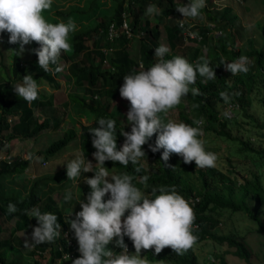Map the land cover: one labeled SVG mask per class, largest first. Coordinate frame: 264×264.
<instances>
[{"label":"trees","instance_id":"trees-1","mask_svg":"<svg viewBox=\"0 0 264 264\" xmlns=\"http://www.w3.org/2000/svg\"><path fill=\"white\" fill-rule=\"evenodd\" d=\"M89 1L92 9L96 10L95 8H98L97 0ZM119 1L116 0V6L110 14L105 13L100 20H96L92 25H87L88 27L72 33L69 39L71 51L62 53L63 57L68 56L69 58L67 69L73 76L74 82L82 85L85 95H89V97L72 95L71 98L85 110L90 119L88 122H80L63 129L61 136L53 139L40 150L43 156L54 157L72 140L78 141L80 151L84 157L92 155L96 149L92 145L93 136L90 131L92 128L99 126L95 122L99 118L116 120L117 150L122 148L125 137L121 135V132L122 130L131 131L132 125L121 123L118 116L112 112V103L118 92L116 86H122L124 75L147 70L158 61L159 58L154 56V51L159 46L162 33L160 22H164L165 36L170 48V52L166 54L164 59H172L177 55L183 56L189 63L203 62V59H207L216 71L217 78L215 80L204 79L202 81V77L198 76L196 84L192 86L198 87L203 95L192 96L190 92L186 96L192 108L197 112L198 118L203 120L202 125L199 127H202L205 131H214L216 134L229 139L239 140L243 146L261 155L264 152V146L258 145V147L252 148L247 144L249 139H243L241 136L233 135L230 132L229 120L220 113L217 102L222 101L219 97L221 91L238 93L232 96L231 100H236L243 113L254 119V115L248 112V108L251 104L250 93L256 88L259 90L258 99L264 107V26H260L263 34L261 45L256 47L253 45L252 39H249V48L242 51L235 34L231 30L232 21L236 16L235 13H231V6L224 5L221 10H212L206 5L201 10L205 19L215 21L218 26L227 28V31L224 28L225 31L217 36L215 41L208 43V36L210 35L207 32L208 29L200 25L198 30L202 34V40L194 46H189V50L186 51L180 49L184 46L182 29L178 26L179 23L172 18L180 15L176 7L184 5L181 0H125L127 2L126 6L120 5V3L117 4ZM150 4L156 5L160 10L158 20H153L144 15L145 9ZM117 8L122 9L124 14L128 16L130 29L134 33L132 37L123 34L114 39L106 37V28L110 21L116 23L121 21L122 15L119 12L115 13ZM55 12L63 14L60 9H56ZM135 33H139V35H135ZM90 35L94 38L92 45H89L86 40ZM131 39L136 40L134 51L130 49L129 42ZM203 44L208 45L205 52L202 51ZM39 47L40 44L37 43L34 49ZM241 55L247 56L252 61L250 71L246 74L240 73L234 76L225 69V65L221 61L231 62ZM8 64L5 74L0 66V153L10 151L8 144L12 138H27L47 128L50 119L53 121L55 118L53 126L58 127L59 125L54 113L51 116L46 115L42 119H39L35 113V108L46 109L52 103L50 96L52 92H50V89L47 91L45 84L51 85V88L59 87L60 82L56 79L57 72L52 74L41 69L36 54L33 58L22 63L20 56L14 52L12 60ZM58 64L59 61L57 65H50V67L55 69ZM28 74L32 75L40 86L38 98L30 105L13 90V83L22 82L23 76ZM104 77L112 79V84H104ZM178 106L180 118L178 122L197 127L194 123L196 119L185 113L183 103L181 102ZM259 127L264 128V114ZM157 136L158 133L154 134L148 143L143 146L146 155L138 165L130 163L127 167H124L118 162L106 161L103 166L107 167L108 170L114 167V174L127 172L133 175L135 177L133 183L152 199L155 198L151 194L153 187H175L176 191L187 199L194 209L196 216L194 235L198 237L197 242L207 238L221 244L226 242L234 248V254L250 263L251 250L245 243L243 236L217 233L214 230L219 219L213 216V211L219 208H229L233 211L243 210L256 222V230L264 233L262 216L264 215V185L261 173L250 171L247 174H238V171L233 169L224 172L217 166L214 168H196L195 162L185 164L183 158L176 154L170 156L167 166L161 160L163 149L153 153L149 147V145L155 144ZM198 138L200 139V137ZM143 160H149L152 163L147 167L144 165ZM27 164L28 159L21 157H15L12 162L0 159V264H21L20 254L8 253V250L14 244L12 238L14 230L12 229L8 236H3L2 214L4 213L8 217L12 216L7 212V206L10 202L17 205V211L14 213L18 216L15 228L26 229L30 236L33 228L38 226V221L37 218L30 217L26 213L34 207H38L41 213L52 212L56 214L61 229H68L74 235L66 219H75L77 209L81 208L79 202H74L73 210L65 213L54 200L41 197L39 193L40 180L38 178L30 184L26 194H22L20 190H16L12 186L8 185V188L6 187V177L25 168ZM97 167L98 165H93V172L81 173V177L85 180L87 177L94 176ZM137 167H140V172H136ZM66 170H61L62 176L66 175ZM144 175L149 177L147 188L139 183V179ZM81 189L86 197L91 191L85 181ZM159 194V191H157L156 195ZM195 196L199 200L191 203L190 198ZM107 198L105 197V199ZM252 200L257 203L255 208L252 207ZM65 239L63 236L58 238L55 243L45 242L35 245H32L30 240L31 264H57L58 258L60 261L63 259L64 264H72V260L81 255L78 250L79 245L78 243L74 246L69 245ZM125 243L128 245L129 250L127 254L135 255L133 242L125 237ZM108 248L112 252H122L124 254L123 249L118 247L115 241L110 243ZM46 251H49L50 256L42 262L40 256L44 257ZM143 251L147 259L152 261L163 260L165 264H230L224 252L214 253L213 260L209 259L205 263H199L194 248L184 255H176L170 247L163 249L159 255L155 254L154 248ZM65 253H72V255L64 257ZM34 255L39 257H33Z\"/></svg>","mask_w":264,"mask_h":264},{"label":"clouds","instance_id":"clouds-1","mask_svg":"<svg viewBox=\"0 0 264 264\" xmlns=\"http://www.w3.org/2000/svg\"><path fill=\"white\" fill-rule=\"evenodd\" d=\"M53 0H0V33L7 31L9 43H19L16 55H22L24 46L37 42L40 47L33 51L38 56V64L47 73L60 72L50 65H57L62 53L71 51L70 33L78 31L77 24L69 19L66 23H51L43 15L50 10ZM206 7V0H189L176 10L184 19H203L201 10ZM156 5L150 4L144 12L146 16L159 15ZM184 29L183 19L178 25ZM170 48L160 44L155 48L154 56L158 61L147 70L126 74L120 87V95L130 103L127 120L131 123V131L122 130L125 137L123 146L117 150L116 120L99 118V125L91 129L92 145L96 149L93 158L98 165L94 176L87 177L85 182L91 191L86 201L80 200L81 210L70 224L79 245L81 255L72 264H149L141 256V250L154 248L156 255L170 247L176 255H184L193 249L198 237L194 235L195 212L187 199L180 195L175 187H153L154 199L145 195L133 181L135 177L127 172L110 175L106 161L118 162L127 167L130 163L138 165L146 155L143 146L154 134L158 133L154 145H149L153 153L163 149L161 160L168 166L172 154L183 158L185 164L195 162L196 168L216 167L217 156L205 150L204 141L198 137L203 135L202 120H195L197 127L184 122L165 120L170 110L181 104L182 98L190 92L192 96L203 95L196 84L197 78L215 80L216 71L210 61L203 59L195 66L183 56L164 59ZM225 69L234 76L248 73L252 61L244 55L228 62L222 60ZM14 92L29 105L38 98L40 86L32 75H25L22 82L13 83ZM238 93L221 91L219 97L227 104L232 96ZM198 107V106H196ZM163 114V115H161ZM231 118L230 113H223ZM66 175L69 180L77 181L81 173L93 172L92 162L85 163L81 156L67 162ZM136 172H140L137 167ZM148 175L139 179V183L148 187ZM159 191V195H156ZM105 197H108L105 199ZM65 201L72 199V193H66ZM17 205L10 202L7 212L14 214ZM127 215L125 216V214ZM37 218L38 226L31 233V244L55 243L61 237V225L58 217L52 212L41 213L34 207L26 213ZM123 218V219H122ZM128 237L135 248V255H129ZM115 241L123 249L124 254L113 256L108 245ZM25 247H30L25 241Z\"/></svg>","mask_w":264,"mask_h":264},{"label":"rangeland","instance_id":"rangeland-1","mask_svg":"<svg viewBox=\"0 0 264 264\" xmlns=\"http://www.w3.org/2000/svg\"><path fill=\"white\" fill-rule=\"evenodd\" d=\"M97 2L98 8L94 10L89 0H53L51 9L45 10L43 15L51 23H66L71 19L77 24L78 30H81L88 27L90 24L92 25L96 20H100L105 13L110 14L116 6V0H97ZM181 2L185 5L189 0H181ZM118 3L124 6L127 4L125 0H120L117 4ZM88 5L90 6L88 7ZM206 5L212 10H221L224 5L231 6V13H235L236 15L232 21L231 30L235 34L238 45L241 47L242 51L249 48V39H252L254 46L259 47L261 45L263 34L260 26H264L263 0H242L240 2L237 0H207ZM56 9H60L63 14L55 12ZM115 10V13L119 12L121 15L124 13L122 9L117 8ZM124 16L127 20L129 19L125 14ZM202 16L203 19L197 18L195 20L204 22L205 16ZM181 17L180 14L172 18L177 21V19ZM150 18L158 20L159 15H153ZM221 28L225 31V27ZM160 29L162 33L159 45L165 44L168 46L164 31V22H160ZM225 29L227 31V28ZM9 35L7 31L0 33V66L4 74L9 66L8 63L12 60V54L15 52L16 48L19 50L20 47L19 43H9ZM71 35L72 33H70L69 39ZM208 39V43L210 41H215L212 34L208 36ZM86 40L89 45H92L94 38L90 35ZM36 44L37 42H31L24 46L25 51L22 55H19L22 63L34 57L35 54L33 50ZM196 44L197 43L194 41H187L184 42V46L180 47V49L188 51L189 46H194ZM129 45L130 49L134 51L136 48V40L131 39ZM207 46L208 45L203 44V52L207 50ZM68 60V56L63 57L62 55L59 59L58 66L62 69L56 74V79L60 82L59 87L51 88V85L45 84L47 91L50 89V92H52V95H50L52 103L49 104L46 109L35 108V113L39 119L44 118L46 115L51 116L54 113L56 119L59 121L58 127L53 126L54 118L53 121L50 119V124L47 128L40 130L30 137L20 139L12 138L8 144L9 150L12 151L15 157L28 159V164L25 168L9 174L5 179L7 188L9 185L16 190H20L22 194H26L30 184L38 178L40 180L39 193L41 197L43 199L54 200L65 213H69L73 210L72 207L74 202H80L82 199L86 201V196L83 195L84 193L81 189L85 180L81 176L75 182L69 180L67 175H61V170L67 169V162L76 158L78 155L84 159L86 164L91 161L92 165H96L93 155L83 156L80 151L79 143L76 140L70 141L69 145H66L64 149L57 152L54 157L49 155L44 157L43 153L40 151L46 147L50 141L61 136L63 129L66 127L76 125L80 122H88L90 119L85 110L78 106L77 102L71 98L72 95H82L85 97H89V95H85L82 85H78L74 82L73 76L67 69ZM103 81L106 85H110L113 82L109 77H104ZM120 87L119 85L116 86L118 92L112 103L111 109L112 112L118 116L121 123L131 125L127 120V112L130 108V103L128 100L121 97L119 91ZM258 93L259 90L256 88L250 93L251 104L248 108V112L254 115V119L243 113L241 108L236 110L235 116L228 119L230 132L233 135L241 136L243 139H249L247 144L252 148L258 147V145L264 146V128L259 127L263 121L264 107L258 99ZM182 103L185 113L188 116L196 120L200 119L187 97L182 98ZM217 104L220 113L223 115L225 102L222 100L218 101ZM178 111L179 106L170 110L165 120L178 122L180 119ZM202 132L203 135L200 136V139L204 141L206 151L216 154L217 167L224 172L233 169L238 171V174H247L250 171L260 172L264 185V152L261 156L258 152L243 146L239 140L226 138L216 134L214 131H205L202 129ZM44 161L46 162L44 163ZM143 163L149 167L152 162L143 160ZM109 173L110 175L114 174L115 168L113 167L110 169ZM7 188L5 189L8 190ZM68 192L72 193V199L66 202L64 197ZM251 203L252 207L255 208L257 205L256 201L252 200ZM77 210L79 212L81 208ZM213 216L219 219L214 227L217 233L241 235L244 237L245 243L251 250L250 263L234 254V248L229 246L226 242L221 244L209 238L197 242L194 246L199 263H205L209 259L213 260L214 253L224 252L230 264H264V233L256 230V222L251 219L245 211H233L229 208H219L213 211ZM262 216L264 220V215ZM17 219L18 216L15 214L9 217L4 213L2 214L3 236H8L11 230H14L12 237L14 244H12L13 246L8 250V253L20 254L21 264H31L32 260L29 254L30 247H25V241L27 240L30 243L31 236L26 229L15 228ZM121 254L123 253L113 252L114 257ZM48 256H50L49 251H46L44 257L40 256L41 261L44 262L47 260ZM141 256L146 258L143 250H141ZM33 257L39 256L34 255ZM147 260L149 264H165L163 260ZM59 261L60 259L58 258L57 264H64L63 259Z\"/></svg>","mask_w":264,"mask_h":264},{"label":"built area","instance_id":"built-area-1","mask_svg":"<svg viewBox=\"0 0 264 264\" xmlns=\"http://www.w3.org/2000/svg\"><path fill=\"white\" fill-rule=\"evenodd\" d=\"M241 1V0H237ZM183 19L184 21V29H182V38L183 42L187 41H194L196 43L200 42L202 40V34L198 30V27L200 25L205 26L208 30V34H212L214 38L221 35L223 33V29L217 25L215 21L205 19V21L200 22L193 20L191 18L184 19L183 17L177 19V22L180 23V21ZM125 35L127 37H132L134 33H132L128 20L124 16V13L122 15L121 21L119 23H116L115 21H110V23L107 25L106 28V37L108 39H114L117 38L119 35ZM135 35H139V33H135ZM196 63L193 65L195 66ZM202 81H204V78H202ZM239 108V103L236 100H230L227 104L225 103L224 111H228L230 113L231 118L235 116L236 110ZM229 119V118H228ZM199 120H202L201 118ZM203 122V120H202ZM15 156L12 153V151L9 152H2L0 153V159H4L7 162H12L14 160ZM46 161H44L45 163ZM199 198L197 196L190 198L191 203H195L198 201ZM65 237L67 244L74 246L77 244V240L74 237V235L68 230V229H61V237ZM79 250V248H78ZM73 253V252H72ZM72 253H65L63 256H71Z\"/></svg>","mask_w":264,"mask_h":264}]
</instances>
